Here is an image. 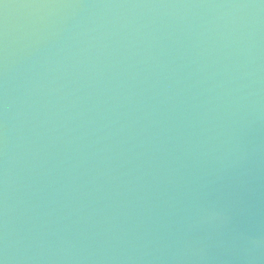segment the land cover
Wrapping results in <instances>:
<instances>
[{
  "label": "water",
  "instance_id": "95a60500",
  "mask_svg": "<svg viewBox=\"0 0 264 264\" xmlns=\"http://www.w3.org/2000/svg\"><path fill=\"white\" fill-rule=\"evenodd\" d=\"M0 264H264V0H0Z\"/></svg>",
  "mask_w": 264,
  "mask_h": 264
}]
</instances>
